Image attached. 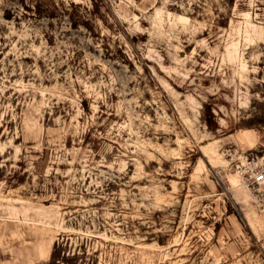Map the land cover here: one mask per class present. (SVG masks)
<instances>
[{
  "label": "rangeland",
  "instance_id": "1",
  "mask_svg": "<svg viewBox=\"0 0 264 264\" xmlns=\"http://www.w3.org/2000/svg\"><path fill=\"white\" fill-rule=\"evenodd\" d=\"M245 158L264 0H0V264H264Z\"/></svg>",
  "mask_w": 264,
  "mask_h": 264
},
{
  "label": "built area",
  "instance_id": "2",
  "mask_svg": "<svg viewBox=\"0 0 264 264\" xmlns=\"http://www.w3.org/2000/svg\"><path fill=\"white\" fill-rule=\"evenodd\" d=\"M237 175L241 182L253 194L257 207L264 211V160L245 158V163L237 167Z\"/></svg>",
  "mask_w": 264,
  "mask_h": 264
},
{
  "label": "bare ground",
  "instance_id": "3",
  "mask_svg": "<svg viewBox=\"0 0 264 264\" xmlns=\"http://www.w3.org/2000/svg\"><path fill=\"white\" fill-rule=\"evenodd\" d=\"M232 183H233V187H235L234 180H232Z\"/></svg>",
  "mask_w": 264,
  "mask_h": 264
}]
</instances>
